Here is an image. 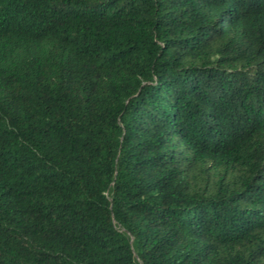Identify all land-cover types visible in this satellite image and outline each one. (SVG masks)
Masks as SVG:
<instances>
[{
	"label": "trees",
	"instance_id": "obj_1",
	"mask_svg": "<svg viewBox=\"0 0 264 264\" xmlns=\"http://www.w3.org/2000/svg\"><path fill=\"white\" fill-rule=\"evenodd\" d=\"M0 264H264V0H0Z\"/></svg>",
	"mask_w": 264,
	"mask_h": 264
}]
</instances>
